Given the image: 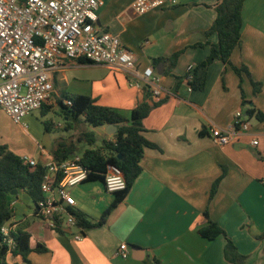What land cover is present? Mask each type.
Wrapping results in <instances>:
<instances>
[{"label":"crops","instance_id":"obj_1","mask_svg":"<svg viewBox=\"0 0 264 264\" xmlns=\"http://www.w3.org/2000/svg\"><path fill=\"white\" fill-rule=\"evenodd\" d=\"M135 1L104 0L99 25L120 38L134 54L139 70L154 68L161 94L149 90L153 100H165L143 122L144 136L154 147L145 149L143 171L127 197L101 227L82 231L80 241L74 239L80 233L77 229L71 233L50 229L37 216L33 199L18 191L11 200L12 223L17 229L28 226L32 250L39 245L46 248L43 253L31 252L27 260L29 264H230L224 237L208 241L199 234L207 224L208 211L210 219L248 257L243 264H264V121L245 116L240 89L242 85L246 100L264 114V0L245 2L242 45L231 56V65L215 61L210 66L203 91L192 90L185 76L211 51L210 45L194 46L218 43L217 34L204 36L217 17L213 8L217 0H177V5L143 15L132 10ZM181 50L185 52L172 68L170 59ZM154 60H160L157 66ZM242 66L262 84L258 95L245 74L242 82L237 75L234 68ZM172 75L184 78L178 87ZM52 77L49 103L54 107L70 102L71 97L86 96L130 118L144 100L145 87L131 86L125 72L107 66L66 60ZM237 113L250 123V129L229 145L217 144L211 131L230 129ZM18 125L29 132L26 125ZM109 131L103 133L105 140H113L117 132L110 135ZM29 138L32 141L19 142L8 137L0 145L41 165L54 159L52 147L47 150L34 136ZM254 140L258 145L252 144ZM223 168L227 172L209 201ZM72 194L75 212L90 221H99L115 200L101 182H86ZM119 250H126L128 257L118 255ZM6 263L28 264L13 254H8Z\"/></svg>","mask_w":264,"mask_h":264},{"label":"built area","instance_id":"obj_2","mask_svg":"<svg viewBox=\"0 0 264 264\" xmlns=\"http://www.w3.org/2000/svg\"><path fill=\"white\" fill-rule=\"evenodd\" d=\"M104 4V0H0V108L17 124L51 101L53 73L66 60H85L125 72L131 86L148 87L154 95L161 94L154 68L139 70L134 54L120 38L100 27L99 11ZM177 4V0H136L131 8L143 15ZM193 69L189 67L188 73ZM250 127L237 113L230 129L211 132L217 144L226 146ZM252 144L258 145V141ZM22 160L33 167L39 164L28 156ZM44 167L43 198L36 204L37 216L54 231L71 233L77 229L80 233L74 239L82 240V229L72 213L77 206L72 190L89 179L82 157L75 155L61 162L50 159ZM104 186L110 194L126 190L122 171L109 167ZM16 229L9 223L1 230L8 254L15 249ZM117 254L128 257L126 250Z\"/></svg>","mask_w":264,"mask_h":264},{"label":"trees","instance_id":"obj_3","mask_svg":"<svg viewBox=\"0 0 264 264\" xmlns=\"http://www.w3.org/2000/svg\"><path fill=\"white\" fill-rule=\"evenodd\" d=\"M247 0H217L213 6L217 13V17L209 30L204 32V36L208 39L210 36L217 34L218 43L209 44L201 43L195 45L194 48L211 46L208 58L200 65L187 73L185 79L192 90L203 91L207 82V73L210 66L215 61H221L225 65H231V56L234 51L242 45L243 30V8ZM185 52L181 50L171 57V65L174 68ZM82 63H90L85 60H78ZM160 60H154L153 65L157 66ZM91 64V63H90ZM237 75L241 78L245 74L251 81L254 95H258L262 91V84L255 82L246 66L234 68ZM173 76V75H172ZM176 80V87L184 78L173 76ZM243 107L247 109L246 116L249 119L257 117L260 121H264V114L251 106V102L246 100L242 85H240ZM151 91L148 87L144 88V100L137 105L132 111L131 117L126 118L119 111L112 108L101 106L91 97L76 96L69 98L72 103L70 106L59 102L57 105L61 108L62 113L71 121L68 126L72 127V123H79L82 120L87 126L92 128H103L113 125L117 127V132L113 136V140H104V145L100 148H89L82 156V165L89 171V179L87 182H101L104 184L105 175L111 166L119 168L127 182V188L124 191L113 193L115 200L111 207L104 213L99 221L87 220L82 214L72 212L78 226L84 230L101 227L105 223V218L115 209L128 195L135 181L141 175L143 168L141 161L145 153V149L154 147L144 136L145 127L144 120L150 115L152 110L162 105L165 100L155 101L152 98ZM49 105H44L40 110L43 115L49 112ZM53 123L45 122L47 131L51 130ZM72 129V128H71ZM86 142L88 146L93 147L97 142V136L94 131L83 132L76 141L69 145L60 143L53 152V158L57 162L69 159L77 150V143ZM227 169L223 168L222 175L214 182L210 192L209 201H212L218 192L219 186ZM46 174L44 165L30 166L25 164L22 157L12 152L7 145H0V264H7L8 247L4 243L2 235V227L12 223L15 218V211L12 203L9 205L8 198L14 190L24 191L37 204L43 198L41 185ZM207 224L199 230V234L208 241H214L219 237L227 240L225 246V258L230 264H243L248 257L242 255L231 238L228 237L225 230L218 223L212 221L208 211L205 212ZM57 233H62L58 231ZM15 240V249L12 254L20 255L29 264L27 256L35 251L43 253L46 248L38 246L32 250L30 246L31 235L28 232V226H21L13 233ZM264 241V234L261 237Z\"/></svg>","mask_w":264,"mask_h":264},{"label":"rangeland","instance_id":"obj_4","mask_svg":"<svg viewBox=\"0 0 264 264\" xmlns=\"http://www.w3.org/2000/svg\"><path fill=\"white\" fill-rule=\"evenodd\" d=\"M48 105L51 107H49V112L47 114L43 115L41 110H37L22 120L21 124L26 125L29 128V132H26L0 108V141H3L8 137H13V139H16L19 142L24 140L29 142L32 141L29 138L32 135L37 141H39L40 145L46 147L47 150L52 147L51 153L53 154L54 150L60 143H66L69 145L71 142L76 141L78 136L83 132L94 131L97 136L96 144L93 147H90L86 142L77 143V150L72 156L78 155L82 157L87 149L100 148L104 145L105 135L103 133L107 132L108 127L95 129L87 126L82 120H80L79 123H72V127H66L67 129L72 128L71 130H66L64 129V126H68L71 121L64 113H62L59 106L54 107L55 104L51 103H48ZM45 122L53 123L51 130L47 131ZM108 133L112 135L114 134V130H111ZM26 156L31 157L29 155Z\"/></svg>","mask_w":264,"mask_h":264},{"label":"water","instance_id":"obj_5","mask_svg":"<svg viewBox=\"0 0 264 264\" xmlns=\"http://www.w3.org/2000/svg\"><path fill=\"white\" fill-rule=\"evenodd\" d=\"M160 67H163V65H160ZM110 129H114L115 132L117 131V127H115V126H113V125L108 126V131H109ZM17 194H18V190H14V191L11 193V195H10L9 198H8V203H9V205L11 204L12 197H13V196H16Z\"/></svg>","mask_w":264,"mask_h":264}]
</instances>
